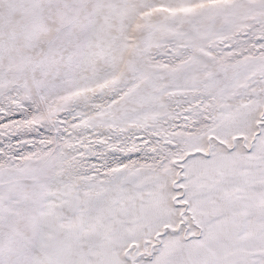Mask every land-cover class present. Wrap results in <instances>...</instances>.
Returning <instances> with one entry per match:
<instances>
[{
    "label": "snow or ice",
    "instance_id": "1",
    "mask_svg": "<svg viewBox=\"0 0 264 264\" xmlns=\"http://www.w3.org/2000/svg\"><path fill=\"white\" fill-rule=\"evenodd\" d=\"M0 264H264V0H0Z\"/></svg>",
    "mask_w": 264,
    "mask_h": 264
}]
</instances>
